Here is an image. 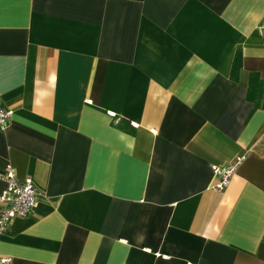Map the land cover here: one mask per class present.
<instances>
[{
	"label": "crops",
	"instance_id": "1",
	"mask_svg": "<svg viewBox=\"0 0 264 264\" xmlns=\"http://www.w3.org/2000/svg\"><path fill=\"white\" fill-rule=\"evenodd\" d=\"M262 23L264 0H0V174L40 194L0 257L264 264Z\"/></svg>",
	"mask_w": 264,
	"mask_h": 264
},
{
	"label": "built area",
	"instance_id": "2",
	"mask_svg": "<svg viewBox=\"0 0 264 264\" xmlns=\"http://www.w3.org/2000/svg\"><path fill=\"white\" fill-rule=\"evenodd\" d=\"M264 32V23L259 26ZM12 114V109L4 105L0 99V129L4 130ZM240 162L237 161L227 164H213L211 171L215 177L213 187L222 190L229 184L230 178ZM5 185L0 193V233L7 230L9 222L15 217H24L28 215L39 198V191L33 179L29 176L24 178L17 177L13 168H8L0 174ZM11 257H0V264H10Z\"/></svg>",
	"mask_w": 264,
	"mask_h": 264
},
{
	"label": "trees",
	"instance_id": "3",
	"mask_svg": "<svg viewBox=\"0 0 264 264\" xmlns=\"http://www.w3.org/2000/svg\"><path fill=\"white\" fill-rule=\"evenodd\" d=\"M240 66H241V54L239 51H237L235 53L232 68H231V77L232 78H236L237 72H238ZM253 88H254V81L250 80V82H249V96L248 97H249V99H252V101H254V99L250 98V97L252 95Z\"/></svg>",
	"mask_w": 264,
	"mask_h": 264
}]
</instances>
